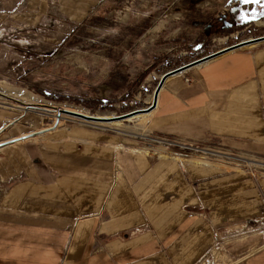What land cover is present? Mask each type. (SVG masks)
Returning a JSON list of instances; mask_svg holds the SVG:
<instances>
[{"label": "crops", "instance_id": "1", "mask_svg": "<svg viewBox=\"0 0 264 264\" xmlns=\"http://www.w3.org/2000/svg\"><path fill=\"white\" fill-rule=\"evenodd\" d=\"M103 2L0 0V81L24 84ZM19 108L0 106V264H264L249 225L264 224V172L145 137L44 132ZM147 115V137L264 161V41L167 77Z\"/></svg>", "mask_w": 264, "mask_h": 264}, {"label": "rangeland", "instance_id": "2", "mask_svg": "<svg viewBox=\"0 0 264 264\" xmlns=\"http://www.w3.org/2000/svg\"><path fill=\"white\" fill-rule=\"evenodd\" d=\"M231 9L235 10L233 15ZM226 14L237 18L231 29L220 27L219 31L206 32L208 23ZM145 23L148 28L139 33ZM76 34L78 45L67 52L43 50L42 56L34 62L35 73L24 84L0 81V92L9 96L3 98L0 94V106L19 105L21 111L35 114L38 129L44 132L80 127L110 135L151 139L154 137H147V122L141 124L132 119L136 115L125 121L88 123L62 114V110L108 117L149 106L153 90L165 71L223 47L264 35V0L260 3L110 0L96 9ZM115 62L131 74L129 80L138 81L137 85L131 88L124 85L115 91L111 108L96 107L89 89L98 86L103 93H108L109 89L103 84ZM142 72L147 73L144 78H140ZM128 94L129 98L121 100L122 95ZM33 95L40 100L37 105L31 102ZM122 105L127 106L125 110L121 109ZM116 122L119 125H115ZM146 146L161 145L147 141ZM194 158L220 168L244 169L248 174L264 172V161L257 158L259 162L245 160L238 166ZM249 225L264 231L263 222Z\"/></svg>", "mask_w": 264, "mask_h": 264}, {"label": "trees", "instance_id": "3", "mask_svg": "<svg viewBox=\"0 0 264 264\" xmlns=\"http://www.w3.org/2000/svg\"><path fill=\"white\" fill-rule=\"evenodd\" d=\"M107 1L110 0H104L103 4ZM101 6L98 5L96 8H100ZM91 15H89L90 17ZM89 17H87L82 23H80L79 25L75 26V28L73 29V31L67 36L65 37L63 43L56 49V53L57 52H67V50H69L70 48H72V46H76L78 45L77 42L78 39L77 38V34L76 32L85 26V24L88 22ZM222 18H227V14L226 15H222L221 17L217 18L216 20L222 19ZM219 23L221 24L222 22L219 21ZM148 25L147 23H145L143 25V28L141 30H139V33H142L143 30L147 29ZM224 28V27H223ZM147 73L142 72V74L140 75V78H144L146 76ZM131 74L124 72L122 70V67L120 65L119 62H115L114 65H112L110 74L107 78V80L105 81V83L103 85H105L109 91L107 94L103 93L100 89V87L98 86H94L91 87L89 90L91 91V93L94 95V101L96 103V107L102 108V109H106V108H111L112 103H113V99H115L114 97V92L119 90L120 88H123V86H127L128 88L131 87H135L137 85L136 82L129 80ZM112 89V93L110 92V90ZM129 94L128 96H123L121 97V100L127 99L129 98ZM93 108V106H91ZM127 106L126 105H122L121 109L125 110Z\"/></svg>", "mask_w": 264, "mask_h": 264}, {"label": "water", "instance_id": "4", "mask_svg": "<svg viewBox=\"0 0 264 264\" xmlns=\"http://www.w3.org/2000/svg\"><path fill=\"white\" fill-rule=\"evenodd\" d=\"M259 41H264V35L258 36V37H255V38H250V39H247V40H244V41H241V42H237L235 44L223 47V48H221L219 50H216V51L211 52L209 54L203 55V56H201V57H199L197 59H194L192 61L184 63V64H182V65H180L178 67H175L173 69L165 71L159 77V80H158V82H157V84H156V86H155V88L153 90V97H152V101H151L150 105L145 107V108L136 109V110H132V111L120 114V115L108 116V117L96 116V115H88V114H84V113H80V112L67 111V110H64V109L62 110V114L68 115L70 117H75V118L81 119V120H83L85 122H88V123H111V122H115V121H125L128 118L133 117L135 115L148 113L155 106V103H156V100H157V94H158V92H159L164 80L167 77H169L171 75H174V74H177V73H179V72H181L183 70H186V69H188L190 67H193V66L199 65L201 63H204V62L212 59L213 57L218 56V55H220V54H222V53H224L226 51L233 50V49L248 45L250 43H255V42H259Z\"/></svg>", "mask_w": 264, "mask_h": 264}, {"label": "built area", "instance_id": "5", "mask_svg": "<svg viewBox=\"0 0 264 264\" xmlns=\"http://www.w3.org/2000/svg\"><path fill=\"white\" fill-rule=\"evenodd\" d=\"M151 140L172 153L184 151L199 159L220 162L227 165L238 166L240 162H245V160L259 162L257 161L258 159L255 160V158H251L245 154L223 150L216 144L188 143L175 137L165 139L151 138Z\"/></svg>", "mask_w": 264, "mask_h": 264}, {"label": "flooded vegetation", "instance_id": "6", "mask_svg": "<svg viewBox=\"0 0 264 264\" xmlns=\"http://www.w3.org/2000/svg\"><path fill=\"white\" fill-rule=\"evenodd\" d=\"M235 10L231 9V12L230 14L232 13V15L234 14ZM232 15H229L227 14V18H222V19H219V20H215V21H212L210 23H208L206 26H205V29L207 30L206 32L207 33H211V31L213 32V30H218L219 31V28L221 27V29H231L235 23L237 22V18L236 16H232ZM222 22L221 24L219 23ZM224 27V28H223Z\"/></svg>", "mask_w": 264, "mask_h": 264}, {"label": "bare ground", "instance_id": "7", "mask_svg": "<svg viewBox=\"0 0 264 264\" xmlns=\"http://www.w3.org/2000/svg\"><path fill=\"white\" fill-rule=\"evenodd\" d=\"M180 73V72H179ZM178 74V73H177ZM65 110V109H64ZM68 111V110H67ZM73 112V111H72ZM148 115L146 114H138L135 117H133L132 119H136L138 122H140L141 124H144L147 121ZM115 125H119L117 122L114 123Z\"/></svg>", "mask_w": 264, "mask_h": 264}, {"label": "snow or ice", "instance_id": "8", "mask_svg": "<svg viewBox=\"0 0 264 264\" xmlns=\"http://www.w3.org/2000/svg\"><path fill=\"white\" fill-rule=\"evenodd\" d=\"M244 3H250V2H256V3H260L261 0H243Z\"/></svg>", "mask_w": 264, "mask_h": 264}]
</instances>
